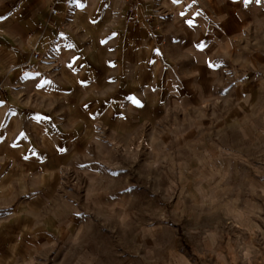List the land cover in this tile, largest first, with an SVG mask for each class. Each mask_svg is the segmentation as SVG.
<instances>
[{
  "label": "rangeland",
  "instance_id": "obj_1",
  "mask_svg": "<svg viewBox=\"0 0 264 264\" xmlns=\"http://www.w3.org/2000/svg\"><path fill=\"white\" fill-rule=\"evenodd\" d=\"M122 3L61 0L55 5L57 15L50 16L49 0H0V221H4L0 226V264H17L35 253L43 256L54 238L59 242L47 255L46 264H57L67 250L68 232L74 234L95 219L89 214L91 206L85 203L84 189L78 200L72 201L75 208L61 206L71 187L65 181L72 180L75 169L95 170L116 180L113 200L135 196L138 203H147L151 199L134 171L126 172V166H106L95 146L89 148L93 130L107 136L106 129L130 119L132 111L162 116L166 106L178 103L176 97L168 96L177 90V81L170 77L166 56L159 49L166 38L150 35L157 28L138 29L144 22L129 21L134 6ZM251 24L253 35L264 30V19ZM173 27L166 28L170 34H175ZM35 47L41 59L29 67L26 60ZM146 49L150 51L145 53ZM150 57L158 61L153 68L145 67ZM242 60L243 64L232 59L230 68L222 70L227 77L226 92L239 94L240 84L231 83H239L247 73L256 76L259 72L264 79V65L259 71L242 69L245 57ZM250 91L255 102L259 94L257 103L263 108L264 82L250 83ZM254 144L238 146L247 163L236 159L234 170L221 185L233 192L215 214L197 218L190 213L191 219L172 224L178 253L193 264H264V198L250 195L249 188L264 187V141L259 147ZM117 159L109 158V164ZM204 175H211L208 167ZM20 188H26L28 194L19 195ZM237 189L242 190L239 203H232ZM225 217L233 221L224 229L228 236L211 249L207 260L198 259L194 255L198 238H189L185 229L195 225L201 231H211L218 220L227 223ZM228 237L233 242L238 237L251 242L254 249L247 260L239 250L227 247ZM233 248L238 246L233 243ZM120 259L123 264H136L127 253Z\"/></svg>",
  "mask_w": 264,
  "mask_h": 264
},
{
  "label": "clouds",
  "instance_id": "obj_2",
  "mask_svg": "<svg viewBox=\"0 0 264 264\" xmlns=\"http://www.w3.org/2000/svg\"><path fill=\"white\" fill-rule=\"evenodd\" d=\"M227 19V15L217 18L218 22ZM253 28V24L246 25V34L233 40L235 56L227 59L243 64V57L264 55V30L253 35ZM251 101L249 95L238 99L215 96L202 99L197 105L178 102L166 106L162 116L132 111L128 114L130 119L125 118L114 128L106 129L107 136L97 135L93 130L89 148L95 146L96 154L106 166H126V172L134 171L151 199L147 203H138L135 196L113 200L111 197L118 190L116 180L95 170L75 169L72 180L65 181L71 187L61 206L75 208L72 201L78 200L79 191L84 189L85 203L91 206L89 214L95 219L74 234L68 232L67 250L57 264H123L120 258L125 257V253L134 257L136 264H193L178 253L176 229L172 224L185 217L191 219L190 213L197 218L215 214L222 201L233 192L221 186L229 174L215 169L211 162L229 157L247 163L238 146L242 147L249 139V132L243 127H233L238 124V117L231 121L229 117L233 111L244 112L247 107L264 125V108L257 111V105ZM256 127L255 123L250 124L251 130ZM117 157L115 164H109V158ZM206 167L211 171L207 177L204 175ZM217 176L222 178L215 180ZM249 188L250 195L264 198V187L250 185ZM241 191L235 190L236 198L232 203H239ZM18 194L27 195L28 190L20 188ZM100 197L107 199L102 202ZM224 219L227 223L218 220L211 231H201L195 225L185 229L189 238H198L199 247L194 252L198 259L207 260L211 249L228 236L224 229L233 221ZM3 223L0 221V226ZM261 240L264 241V236ZM58 242L54 238L45 255L35 253L26 260H18L17 264H46L47 255L56 249ZM233 243L238 249L233 248ZM227 247L233 252L239 250L246 260L254 249L250 241L245 243L239 237L235 242L228 237ZM117 248H123L124 252H118Z\"/></svg>",
  "mask_w": 264,
  "mask_h": 264
},
{
  "label": "crops",
  "instance_id": "obj_3",
  "mask_svg": "<svg viewBox=\"0 0 264 264\" xmlns=\"http://www.w3.org/2000/svg\"><path fill=\"white\" fill-rule=\"evenodd\" d=\"M113 1L117 5L123 1L122 5L126 3L129 6H134L129 12V21L135 19L144 22V24H138V29L142 28L146 32L147 28L150 30L157 28L158 32L155 30L150 35L161 34L166 38L165 44H161L159 49L166 56V65L170 69V77L177 81V90L168 96L176 97L177 102L184 105H197L202 99L215 96H232L238 99L250 95L252 97L251 103L257 105V111L262 108L258 104L259 94H257L255 102L252 90L250 94L248 92L250 83L259 85L264 82L263 76L258 75L259 72L256 76H249L250 74L246 72L247 74L240 78L239 83L232 82L231 85L240 84V87L237 88L240 91L239 94H232L229 91L226 92L227 77L223 76L222 70L231 65L232 59H227V57L234 54L233 40L243 37L246 34L245 26L251 24L253 20L264 19V3H260L259 0L252 4H249L248 0H222V2L211 0V3L209 0H180L179 3H173V0ZM223 15H227L228 19L218 22L217 18ZM170 24H174L175 34H170L167 31L166 28ZM171 36L176 37V39L172 40ZM199 45L205 47L202 49ZM149 47L151 48L152 45ZM147 49L145 53L150 51ZM217 56L223 58H217ZM151 57L150 61H145V67L153 68V65L158 62L156 59L152 60ZM261 57L262 55L259 53H256V56H246L244 65L240 67L242 69L251 67L254 71H259V68L264 65V59L259 60ZM249 111L247 107L244 108V112L234 111L235 115L230 116L229 120L238 117V124L233 127H243L249 132V139L243 143H257L253 146L259 147L260 142L262 144L264 141V134H262L264 133V125H261L256 119L255 113ZM253 119L256 121L249 122ZM251 123L257 125L255 130L250 129ZM235 163L236 159L222 157L218 161L213 160L211 165L217 170L222 169V173H229L234 170Z\"/></svg>",
  "mask_w": 264,
  "mask_h": 264
},
{
  "label": "built area",
  "instance_id": "obj_4",
  "mask_svg": "<svg viewBox=\"0 0 264 264\" xmlns=\"http://www.w3.org/2000/svg\"><path fill=\"white\" fill-rule=\"evenodd\" d=\"M50 1V8H49V15L50 16H56L57 15V10L55 9V5L56 3L59 2V0H49ZM41 59V54L39 52V50H37L36 48H33L30 52V55L28 57V59L26 60V65L31 67L33 65V63H36V61H40Z\"/></svg>",
  "mask_w": 264,
  "mask_h": 264
},
{
  "label": "snow or ice",
  "instance_id": "obj_5",
  "mask_svg": "<svg viewBox=\"0 0 264 264\" xmlns=\"http://www.w3.org/2000/svg\"><path fill=\"white\" fill-rule=\"evenodd\" d=\"M179 2H180V0H173V3H179ZM259 2L260 3H264V0H259ZM248 3L249 4L257 3V0H248ZM189 23H191V21H189ZM68 47H72V45H68ZM199 47L203 49L205 46L204 45H199ZM69 67H71V65H69ZM44 83L47 84V83H50V82L49 81H45ZM133 103L135 105L139 106V107H142V105H140L139 100L133 99ZM37 119H39V117ZM62 151H63V149H62ZM24 159H27V157H24ZM33 195H35V194H33Z\"/></svg>",
  "mask_w": 264,
  "mask_h": 264
}]
</instances>
